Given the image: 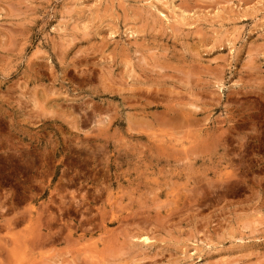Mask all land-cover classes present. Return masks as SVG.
<instances>
[{
    "label": "rangeland",
    "instance_id": "obj_1",
    "mask_svg": "<svg viewBox=\"0 0 264 264\" xmlns=\"http://www.w3.org/2000/svg\"><path fill=\"white\" fill-rule=\"evenodd\" d=\"M0 264H264V0H0Z\"/></svg>",
    "mask_w": 264,
    "mask_h": 264
},
{
    "label": "bare ground",
    "instance_id": "obj_2",
    "mask_svg": "<svg viewBox=\"0 0 264 264\" xmlns=\"http://www.w3.org/2000/svg\"><path fill=\"white\" fill-rule=\"evenodd\" d=\"M206 1H207V0H206ZM110 2H111V1H110ZM204 2H205V1H204ZM163 3H164V2H163ZM158 5H160V4H158ZM106 7H107V6H106ZM152 7H153V6H152ZM166 9H167V8H166ZM170 9H171V8H170ZM172 9H173V8H172ZM185 10H186V8H185ZM103 14H104V13H103ZM169 14H170V13H169ZM138 15H139V14H138ZM142 15H143V14H142ZM170 15H171V14H170ZM175 15H176V14H175ZM139 16H140V15H139ZM183 16H184V15H183ZM164 17H165V16H164ZM183 19H184V18H183ZM186 19H187V18H186ZM187 20H188V19H187ZM179 21H181V20H179ZM159 22H160V21H159ZM177 23H178V22H177ZM181 24H182V23H181ZM141 25H142V24H141ZM170 27H171V26H170ZM153 29H154V28H153ZM166 30H167V29H166ZM147 32H148V30H147ZM86 34H87V33H86ZM156 34H157V33H156ZM199 34H200V33H199ZM203 34H204V33H203ZM87 35H88V34H87ZM201 39H202V38H201ZM100 42H101V41H100ZM100 42H99V43H100ZM103 42H104V41H103ZM129 42H130V41H129ZM141 43H142V42H141ZM93 44H94V43H93ZM103 44H104V43H103ZM99 45L101 46V44H99ZM203 45H204V43H203ZM90 46H91V45H90ZM105 46H106V45H105ZM105 46H104V48H106ZM137 46H138V45H137ZM101 47H102V46H101ZM143 47H144V46H143ZM145 47H146V46H145ZM145 47H144V48H145ZM259 47H260V46H259ZM94 48H95V47H94ZM124 48H125V47H124ZM138 48H139V46H138ZM253 48H254V47H253ZM82 49H83V48H82ZM90 49H91V48H90ZM99 49H100V48H99ZM102 49H103V47H102ZM102 49H100V50L102 51ZM120 49H121V48H120ZM145 49H146V48H145ZM95 50H96V48H95ZM121 50H122V49H121ZM191 50H192V49H191ZM195 50H196V49H195ZM2 51H3V50H2ZM86 51H87V50H86ZM92 51H93V50H91V52H92ZM101 51H100V52H101ZM141 51H142V50H141ZM192 51H193V50H192ZM257 51H258V50H257ZM93 52H94V51H93ZM95 52H96V51H95ZM124 52H125V51H124ZM134 52H135V51H134ZM139 52H140V51H139ZM148 52H149V51H148ZM252 52H253V51H252ZM81 53H82V52H81ZM83 53H84V52H83ZM97 53H98V50H97ZM97 53H96V54H97ZM121 53H122V52H121ZM193 53H194V52H193ZM195 53H196V52H195ZM55 54H56V53H55ZM88 54H89V52H88ZM90 54H91V53H90ZM90 54H89V55H90ZM100 54H101V53H100ZM126 54H127V53H126ZM129 54H130V53H129ZM133 54H135V53H133ZM196 54H197V53H196ZM82 55H83V54H82ZM152 55H153V54H152ZM161 55H162V53H161ZM197 55H198V54H197ZM84 56H85V55H84ZM90 56H91V55H90ZM124 56H126V55H124ZM127 56H130V55H127ZM141 56H142V55H141ZM153 56H154V55H153ZM153 56H152V58H153ZM177 56H178V55H177ZM194 56H195V55H194ZM142 57H145V56H142ZM160 57H161V56H160ZM160 57H159V58H160ZM112 58H113V56H112ZM131 58H133V57H131ZM135 58H136V57H135ZM152 58H151V60H152L151 63H153V59H152ZM157 58H158V57H157ZM163 58H164V57H163ZM191 58H192V57H191ZM193 58H194V57H193ZM124 59H125V58H124ZM124 59H123V60H124ZM141 59H142V63H143V58H141ZM145 59H146V58H144V60H145ZM167 59H168V58H167ZM171 59H172V58H171ZM175 59H176V58H175ZM82 60H83V59H82ZM111 60H113V59H111ZM138 60H139V59H138ZM157 60H158V59H157ZM161 60L164 61L163 59H160L159 61H161ZM118 61H120V59H119ZM136 61H137V59H136ZM136 61H135V62H136ZM166 61H167V60H166ZM192 61H193V60H192ZM197 61H198V60H197ZM131 62H133V61H131ZM155 62H156V61H155ZM168 62H169V61H168ZM168 62H166V63H168ZM170 62H171V60H170ZM112 63H113V62H112ZM138 63H140V60H139ZM142 63H141V64H142ZM145 63H147V62H145ZM148 63H149V62H148ZM148 63H147V64H148ZM163 63H165V62H163ZM166 63H165V64H166ZM92 64H94V62H93ZM123 64L127 65V67H128V63L126 64V63L124 62ZM155 64L157 65V67H159V68L161 67V66H158L157 62L154 63V65H155ZM168 64L170 65V63H168ZM168 64H167V65H168ZM181 64L185 65V63H181ZM189 64H190V63H189ZM104 65H105V64H104ZM108 65H110V63H109ZM121 65H122V61H121ZM163 65H164V64H163ZM131 66H132V65H131ZM144 66H145V65H144ZM148 66H149V65H148ZM148 66H145V67L147 68ZM152 66H153V65H152ZM152 66H151V67H152ZM174 66H175V64H174ZM177 66H178V65H177ZM177 66H176L175 68H177ZM193 66H194V65H193ZM193 66H192V68H193ZM196 66H197V65H196ZM249 66H250V65H249ZM102 67H103V66H102ZM123 67H124V66H123ZM140 67H141V66H140ZM149 67H150V66H149ZM155 67H156V66H155ZM163 67H165V66H163ZM181 67H182V66H181ZM194 67H195V66H194ZM223 67H224V66H223ZM98 68H99V67H98ZM129 68H130V67H129ZM135 68H136V67H135ZM143 68H144V67H143ZM153 68H154V67H153ZM153 68H152V69H153ZM159 68H157V71H158V70L161 71V68H160V69H159ZM168 68H169V66H167L166 69H168ZM185 68H186V65H185ZM241 68H242V67H241ZM241 68H240V69H241ZM111 69H112V68H111ZM147 69H148V68H147ZM155 69H156V68H155ZM164 69H165V68H164ZM170 69H171V68H170ZM180 69H181V68H179V70H180ZM186 69H187V68H186ZM193 69L198 70V73H199V71H200L197 67H196V68H193ZM244 69H245V68H244ZM246 69H247V67H246ZM96 70H97V69H96ZM96 70H95V71H96ZM102 70H104V69H102ZM127 70H128V69H127ZM148 70H149V69H148ZM153 70H154V69H153ZM168 70H169V69H168ZM179 70H178V71H179ZM189 70H190V68H189ZM249 70H250V69H249ZM249 70H248V71H249ZM93 71H94V69H93ZM173 71H174V70H173ZM178 71H177V72H178ZM183 71H184V70H183ZM187 71H188V70H187ZM206 71H207V69H206ZM121 72H122V70H121ZM127 72H128V71H127ZM141 72H142V71H141ZM152 72H153V71H152ZM154 72H155V71H154ZM154 72H153V73H154ZM180 72H182V71H179L178 73H180ZM184 72H185V71H184ZM192 72H193V71H192ZM93 73H94V72H93ZM96 73H97V72H96ZM103 73H104V72H103ZM116 73H118V72H116ZM139 73H140V72H139ZM150 73H151V72H150ZM155 73H156V72H155ZM157 73L159 74V72H157ZM100 74H101V73H100ZM118 74H119V73H118ZM144 74H147V73H144ZM95 75H96V74H95ZM123 75H124V74H122V77H123ZM110 76H111V75H110ZM118 76H120V75H118ZM142 76H143V75H142ZM164 76H165V74H164ZM177 76H178V75H176V77H177ZM183 76H185L184 73H183ZM215 76H216V75H215ZM218 76H219V75H218ZM100 77H101V76H100ZM120 77H121V76H120ZM122 77H121V78H122ZM157 77H158V75H157ZM165 77H167V75H166ZM168 77H169V76H168ZM168 77H167V78H168ZM180 77H181V76H180ZM185 77H187V75H186ZM189 77H190V76H189ZM110 78H112V77H110ZM136 78H137V77H136ZM149 78H150V77H149ZM159 78H160V77H159ZM182 78H183V77H182ZM193 78H194V76H193ZM220 78H221V77H220ZM104 79H105V78H104ZM124 79H125V78H124ZM124 79L122 78V81H123ZM162 79H163V77H162ZM174 79H175V78H174ZM130 80H131V79H130ZM146 80H147V79H146ZM169 80H171V79H169ZM169 80H168V81H169ZM107 81H108V80H107ZM116 81H117V79H116ZM124 81H125V80H124ZM124 81H123V82H124ZM128 81H129V79H128ZM176 81H178V79H177ZM181 81H182V80H181ZM188 81H189V80H188ZM197 81H198V80H197ZM205 81H206V80H205ZM238 81H239V80H238ZM103 82H104V81H103ZM111 82H112V81H111ZM117 82H118V81H117ZM119 82H120V81H119ZM126 82H127V80H126ZM152 82H153V81H152ZM160 82H161V81H160ZM184 82H185V80H184ZM198 82H199V81H198ZM107 83H108V82H107ZM154 83H156V82H154ZM154 83H153V84H154ZM110 84H111V83H110ZM174 84H175V83H174ZM185 84H186V83H185ZM188 84H189V83H188ZM191 84H192V83H191ZM129 85H130V83H129ZM146 85H147V84H146ZM146 85H145V86H146ZM159 85H160V83H159ZM171 85H172V84H171ZM198 85H199V84H198ZM122 86H123V85H122ZM153 86H154V85H153ZM189 86H190V85H189ZM192 86H193V85H192ZM202 86H203V85H202ZM104 87H106V86H104ZM112 87H113V86H112ZM123 87H124V86H123ZM131 87H133V86H131ZM160 87H161V86H160ZM173 87H174V86H173ZM176 87H177V86H176ZM183 87H184V85H183ZM185 87H186V86H185ZM117 88H118V87H117ZM128 88H129V87H128ZM128 88H127V89H128ZM138 88H139V86L137 87V89H138ZM140 88H141V87H140ZM155 88H156V87H155ZM157 88H159V87L157 86ZM161 88H162V87H161ZM166 88H167V87H166ZM142 89H143V88H142ZM144 89H145V88H144ZM150 89H151V88H150ZM150 89H149V90H150ZM164 89H165V88H164ZM183 89H184V88H183ZM187 89H188V88H187ZM106 90H107V89H106ZM109 90H110V89H109ZM133 90H134V88H133ZM146 90H147V89H146ZM155 90H156V89H155ZM200 90H201V89H200ZM102 91H103V90H102ZM124 91H125V90H124ZM128 91H129V90H128ZM138 91H140V89H139ZM158 91H159V90H158ZM129 92H131V91H129ZM136 92H137V91H136ZM143 92H144V91H143ZM148 92H150V91H147V93H148ZM159 92H160V91H159ZM174 92H175V91H174ZM190 92H191V91H190ZM190 92H189V93H190ZM201 92H202V91H201ZM114 93H115V91H114ZM119 93H120V92H119ZM138 93H139V92H138ZM140 93H141V91H140ZM140 93H139V94H140ZM162 93H163V92H162ZM178 93H179V92H178ZM193 93H194V91H193ZM133 94H134V93H133ZM141 94H142V93H141ZM148 94H149V93H148ZM150 94H151V93H150ZM171 94H172V93H171ZM173 94H174V93H173ZM201 94H202V93H201ZM112 95H113V94H112ZM192 95H194V94H192ZM195 95H196V94H195ZM202 95H203V94H202ZM136 96H137V97H140L141 95H140V96H139V95H136ZM174 96H176V95L174 94ZM184 96H185V94H184ZM199 96H200V95H199ZM132 97H133V96H131V99H133ZM134 97H135V96H134ZM145 97H147V96H145ZM145 97H144V98H145ZM185 97H186V96H185ZM43 98H44V97H43ZM126 98H127V97H126ZM148 98H149V97H148ZM154 98H155V97H154ZM154 98H153V100H154ZM162 98H164V97H162ZM173 98H174V97H173ZM129 99H130V98H129ZM141 99H142V98H141ZM176 99H177V98H176ZM184 99H185V98H184ZM187 99H188V98H187ZM202 99H203V98H202ZM227 99H228V98H227ZM134 100H136V98H134ZM142 100H143V99H142ZM149 100H150V99H149ZM162 100H163V99H162ZM164 100H165V99H164ZM174 100H175V99H174ZM195 100H197V97H195ZM203 100L205 101V98H204ZM239 100H240V99H239ZM127 101H128V99H127ZM129 101H130V100H129ZM137 101H138V99H137ZM143 101H144V100H143ZM151 101H152V100H151ZM154 101L156 102V100H154ZM36 102H37V100H36ZM134 102H135V101H134ZM178 102L181 103L182 101H179V98H178ZM215 102H216V101H215ZM217 102H218V101H217ZM217 102H216V103H217ZM147 103H149V101H148ZM147 103H146V104H147ZM151 103H153V102H151ZM173 103H174V102H173ZM183 103H184V102H183ZM183 103H182V104H183ZM34 104H35V103H34ZM136 104H137V103H136ZM154 104H155V103H154ZM160 104H161V103H160ZM197 104H198V103H197ZM149 105H150V104H149ZM200 105H201V104H200ZM159 106H160V105H159ZM174 106H175V105H174ZM193 106H194V105H193ZM172 107H173V106H172ZM176 107H177V106H176ZM176 107H174V108H176ZM186 107H187V106H186ZM194 107H195V106H194ZM165 108H166V107H165ZM182 109H183V108H182ZM185 109H186V108H185ZM187 110H188V109H187ZM196 110L199 111L198 109H196ZM161 111H162V110H161ZM172 111H174V110H172ZM180 111H181V110H180ZM194 111H195V110H194ZM148 112H149V111H148ZM170 112H171V111H170ZM177 112H178V111H177ZM191 112H192V111H191ZM195 112H196V111H195ZM195 112H194V113H195ZM133 113H134V112H133ZM135 113H136V112H135ZM139 113H140V112H139ZM144 113H145V112H144ZM157 113H158V111H157ZM168 113H169V112H168ZM232 113H233V112H232ZM130 114H131V113H130ZM142 114H143V113H142ZM142 114H141V115H142ZM146 114H147V113H146ZM146 114H145V115H146ZM160 114H161V112H160ZM138 115H139V114H138ZM158 115H159V114H158ZM161 115H164V113L162 112ZM174 115H175L174 117H177V116H178V115H176V114H174ZM187 115H188V113H187ZM136 116H137V115H136ZM165 116H166V114H165ZM231 116H232V115H231ZM130 117H131V116H130ZM134 117H135V114H134L133 118H134ZM151 117H153V116H151ZM155 117H156V116H155ZM160 117H161V116H160ZM171 117H172V116H171ZM179 117H180V116H179ZM138 118H139V117H138ZM140 118H141V117H140ZM162 118H163V117H162ZM167 118H168V117H167ZM167 118H166V119H167ZM180 118H181V117H180ZM192 118H193V117H192ZM197 118H198V117H197ZM187 119H188V118H187ZM229 119H230V118H229ZM145 120H146V119H145ZM168 120H169V119H168ZM170 120H171V119H170ZM170 120H169V121H170ZM174 120H176V119H174ZM191 120H192V119H191ZM130 121H131V120H130ZM134 121H136L135 118H134ZM141 121H143V120H141ZM149 121H150V120H149ZM149 121H148V122H149ZM171 121H172V120H171ZM171 121H170V123L172 124ZM182 121H185V120H182ZM196 121H197V120H196ZM202 121H203V120H202ZM156 122H157V121H156ZM163 122H164V121H163ZM175 122H177V120H176ZM187 122H188V121H187ZM189 122H190V121H189ZM150 123H151V122H150ZM161 123H162V122H161ZM173 123H174V122H173ZM177 123H179V121H178ZM183 123L186 124L185 122H183ZM191 123H194V121H193V122L191 121ZM222 123H223V122H222ZM130 124H131V123H130ZM171 124L169 125L170 127L168 126V128H170V129H172V128H171ZM179 124H180V123H179ZM181 124H182V122H181ZM181 124L178 125V124L174 123L175 126H174V125H172V126H174V128H177V127H178V130H180L181 127L183 126V124H182V126H181ZM196 124L199 125L198 123H196ZM161 125H162V124H161ZM176 125H177V127H176ZM189 125H190V124H189ZM192 125H193V124H192ZM192 125H191V126H192ZM149 126H151V124H150ZM156 126H158V125H156ZM179 126H181V127H179ZM184 126H188V125L186 124V125H184ZM193 126H194V125H193ZM158 127H159V126H158ZM162 127H163V126H162ZM195 127H196V125H195ZM195 127H194V128H195ZM199 127H200V126H199ZM147 128H148V127H147ZM151 128L154 129L153 126H152ZM165 128H167V127H165ZM174 128H173V129H174ZM179 128H180V129H179ZM184 128H185V127H184ZM152 129H150V130H152ZM163 129H164V128H163ZM163 129H162V130H163ZM166 130H167V129H166ZM174 130H175V129H174ZM176 130H177V129H176ZM189 130H190V128H189ZM154 131H155V130H154ZM183 131H184V130H183ZM190 131H191V130H190ZM163 132H164V131H163ZM175 132H176V131H175ZM149 134H150V133H149ZM155 134H156V133H155ZM155 134H154V135H155ZM177 134H178V133H177ZM167 135H168V134H167ZM156 136H157V135H156ZM163 137H164V136H163ZM172 137H173V136H172ZM172 140H173V139H172ZM168 142H169V141H168ZM152 144H153V143H152ZM200 144H201V143H200ZM198 145H199V144H198ZM156 148H157V147H156ZM157 149H158V148H157ZM148 150H149V149H148ZM154 150H155V149H154ZM178 150H179V149H178ZM182 150H183V149H182ZM160 154H161V153H160ZM173 154H174V152H173ZM161 155H162V154H161ZM174 155H175V154H174ZM189 155H190V154H189ZM152 156H153V155H151V157H152ZM178 160H180V159H178ZM142 162H143V161H142ZM186 162H187V161H186ZM172 163H173V162H172ZM188 164H189V163H188ZM160 165H161V164H160ZM172 165H173V164H172ZM174 166H175V165H174ZM188 168H189V167H188ZM189 170H190V168H189ZM178 199H179V198H178ZM176 202H178V201H176ZM172 205H173V204H172ZM175 205H176V204H175ZM111 215H112V214H111ZM159 220H160V219H159ZM157 221H158V220H157ZM157 221H156V222H157ZM167 221H168V220H167ZM154 222H155V221H154ZM156 222H155V223H156ZM148 223H150V222H148ZM165 225H166V224H165ZM159 226H160V225H159ZM143 228H144V227H143ZM153 228H154V227H153ZM140 230H141V229H140ZM150 230H151V229H150ZM137 231H138V230H137ZM142 232H143V231H142ZM145 232H146V231H145ZM134 233H135V232H134ZM152 235H153V234H152ZM129 237H130V236H129ZM150 238H151V237H150ZM147 239H148V238H145V237H144V238H143V241H147ZM123 240H124V239H123ZM151 241H152V240H151ZM125 243H126V242H125ZM126 244H127V243H126Z\"/></svg>",
    "mask_w": 264,
    "mask_h": 264
}]
</instances>
